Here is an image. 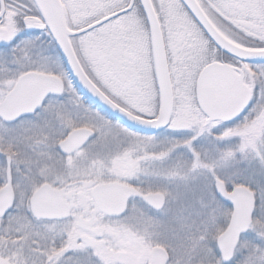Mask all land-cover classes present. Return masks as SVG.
<instances>
[{
    "label": "snow or ice",
    "instance_id": "6c2138e0",
    "mask_svg": "<svg viewBox=\"0 0 264 264\" xmlns=\"http://www.w3.org/2000/svg\"><path fill=\"white\" fill-rule=\"evenodd\" d=\"M0 264H264V0H0Z\"/></svg>",
    "mask_w": 264,
    "mask_h": 264
}]
</instances>
